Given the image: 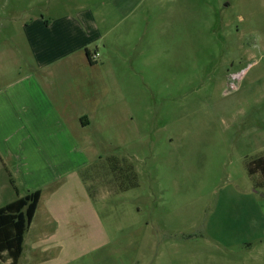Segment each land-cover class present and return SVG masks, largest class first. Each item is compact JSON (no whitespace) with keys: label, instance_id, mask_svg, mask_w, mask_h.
<instances>
[{"label":"rangeland","instance_id":"1","mask_svg":"<svg viewBox=\"0 0 264 264\" xmlns=\"http://www.w3.org/2000/svg\"><path fill=\"white\" fill-rule=\"evenodd\" d=\"M75 16L99 26L117 103L82 138L73 226L40 211L17 264H264V0H0V42Z\"/></svg>","mask_w":264,"mask_h":264},{"label":"crops","instance_id":"2","mask_svg":"<svg viewBox=\"0 0 264 264\" xmlns=\"http://www.w3.org/2000/svg\"><path fill=\"white\" fill-rule=\"evenodd\" d=\"M96 42H102L96 21L78 16L31 20L0 42V168L10 177L0 183V201L6 193L13 196L0 208L39 191L27 230L40 211L42 228L51 233L74 224L66 220L74 200L63 196L68 186L81 185L77 171L97 150L82 138L100 128L108 103H117L108 99L113 57L91 47ZM74 154L85 162L73 163ZM80 199V211L90 214L89 197L83 192Z\"/></svg>","mask_w":264,"mask_h":264},{"label":"trees","instance_id":"3","mask_svg":"<svg viewBox=\"0 0 264 264\" xmlns=\"http://www.w3.org/2000/svg\"><path fill=\"white\" fill-rule=\"evenodd\" d=\"M259 164L264 168V158H260ZM263 168L261 171H264ZM249 173L253 174L251 169ZM39 198L40 192L35 191L0 208V264L3 253L10 259L9 264L18 263L22 253L23 237L33 219Z\"/></svg>","mask_w":264,"mask_h":264},{"label":"built area","instance_id":"4","mask_svg":"<svg viewBox=\"0 0 264 264\" xmlns=\"http://www.w3.org/2000/svg\"><path fill=\"white\" fill-rule=\"evenodd\" d=\"M97 55L95 54V57H96Z\"/></svg>","mask_w":264,"mask_h":264}]
</instances>
